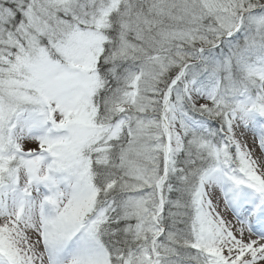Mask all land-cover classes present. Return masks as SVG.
Masks as SVG:
<instances>
[{
  "label": "snow or ice",
  "instance_id": "snow-or-ice-1",
  "mask_svg": "<svg viewBox=\"0 0 264 264\" xmlns=\"http://www.w3.org/2000/svg\"><path fill=\"white\" fill-rule=\"evenodd\" d=\"M0 264H264V0H0Z\"/></svg>",
  "mask_w": 264,
  "mask_h": 264
},
{
  "label": "bare ground",
  "instance_id": "bare-ground-1",
  "mask_svg": "<svg viewBox=\"0 0 264 264\" xmlns=\"http://www.w3.org/2000/svg\"><path fill=\"white\" fill-rule=\"evenodd\" d=\"M256 151H257V153H259V149H257ZM230 218H231V217H230ZM237 227H239V225H237Z\"/></svg>",
  "mask_w": 264,
  "mask_h": 264
}]
</instances>
